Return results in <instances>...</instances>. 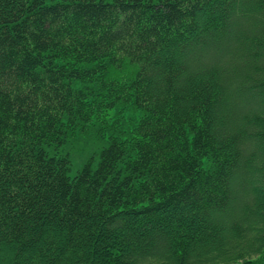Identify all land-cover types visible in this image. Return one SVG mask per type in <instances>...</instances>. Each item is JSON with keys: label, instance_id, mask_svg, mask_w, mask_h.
I'll use <instances>...</instances> for the list:
<instances>
[{"label": "trees", "instance_id": "1", "mask_svg": "<svg viewBox=\"0 0 264 264\" xmlns=\"http://www.w3.org/2000/svg\"><path fill=\"white\" fill-rule=\"evenodd\" d=\"M0 264H264V0H0Z\"/></svg>", "mask_w": 264, "mask_h": 264}, {"label": "rangeland", "instance_id": "2", "mask_svg": "<svg viewBox=\"0 0 264 264\" xmlns=\"http://www.w3.org/2000/svg\"><path fill=\"white\" fill-rule=\"evenodd\" d=\"M116 103H118V101ZM116 103H112V104H116ZM119 104L127 106V104L123 101L120 102ZM109 106H110V103L105 105V107L103 108V111H100L97 114H92L91 120L99 117V118H103V120H107L108 122H112V121L118 122L123 117H119L117 113L123 115V114H126L125 112H127L126 108L122 109L119 112V111L109 108ZM108 109H110L108 113H105ZM72 141L73 142L69 143L65 147L64 152L66 153L67 151H71L75 167L77 168L78 166H81L83 162H85V157L88 155L87 153L88 148H90L91 150H94L95 148H97V145L90 144L85 147L86 143L83 141L76 142L75 139H72Z\"/></svg>", "mask_w": 264, "mask_h": 264}]
</instances>
